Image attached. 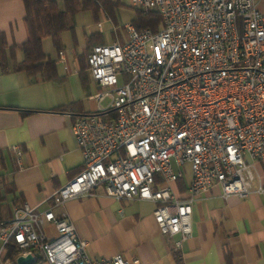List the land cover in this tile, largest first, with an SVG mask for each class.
<instances>
[{"label": "built area", "instance_id": "built-area-1", "mask_svg": "<svg viewBox=\"0 0 264 264\" xmlns=\"http://www.w3.org/2000/svg\"><path fill=\"white\" fill-rule=\"evenodd\" d=\"M260 1L129 0L133 9L156 11L158 28L125 23L122 43L91 48L97 108L70 125L82 169L43 201L45 208L21 203L0 221V264L27 255L33 264H140L120 254L90 257L74 223L55 214L99 186L115 200L154 203V221L162 235L176 237L175 249L191 237L192 206L202 193L214 185L223 198L253 191L252 162L264 159ZM11 150L21 167L18 147ZM185 165L190 180L179 197L172 185ZM49 225L54 236L44 230Z\"/></svg>", "mask_w": 264, "mask_h": 264}, {"label": "crops", "instance_id": "crops-1", "mask_svg": "<svg viewBox=\"0 0 264 264\" xmlns=\"http://www.w3.org/2000/svg\"><path fill=\"white\" fill-rule=\"evenodd\" d=\"M55 1L62 10L64 0ZM113 1L119 3L114 20L102 9L95 14L80 10L71 28L60 33L58 49L50 37L42 38L44 61L54 62L55 79H40V70L34 82L22 71H0V221L10 219L21 203L45 208L48 202L43 201L82 169L70 125L75 116L97 108L90 96L99 90L86 56L94 45L122 43L123 25L136 19L133 9L128 22L120 23V6L129 0ZM23 17L22 0H0V33L8 45L28 39ZM13 57L20 62L22 51L16 48ZM13 146L19 149L21 167ZM252 173L253 191L245 197L223 198L216 185L199 196L192 206L191 237L177 249L176 237L162 235L155 223L154 203L115 200L101 186L90 196L65 202L55 214L74 223L94 259L120 254L140 264H264V159L252 162ZM189 180L185 165L183 176L172 185L179 197L185 195ZM44 230L55 235L52 225Z\"/></svg>", "mask_w": 264, "mask_h": 264}, {"label": "trees", "instance_id": "trees-1", "mask_svg": "<svg viewBox=\"0 0 264 264\" xmlns=\"http://www.w3.org/2000/svg\"><path fill=\"white\" fill-rule=\"evenodd\" d=\"M22 1L23 20L27 25L29 36L21 44L8 45L4 34L0 33V71H22L31 82L37 80L38 70H40V79L56 78L54 62L44 61L41 49L42 38L50 37L54 47L58 49L60 47L59 35L62 31L71 28V20L76 12L91 10L95 14L97 10L102 9L109 18L114 20L116 9L119 6V3L113 0H64L63 9L60 10L55 0ZM160 20V15L156 11L143 13L137 10L136 19L131 24L136 29L150 28L155 31ZM16 48L23 53V59L20 62H16L13 57ZM87 56L86 66L88 67ZM8 248V254L12 257L16 253L14 244L10 243Z\"/></svg>", "mask_w": 264, "mask_h": 264}, {"label": "rangeland", "instance_id": "rangeland-1", "mask_svg": "<svg viewBox=\"0 0 264 264\" xmlns=\"http://www.w3.org/2000/svg\"><path fill=\"white\" fill-rule=\"evenodd\" d=\"M262 1H261L262 2L261 7L263 8L262 5L264 3V0H262ZM120 7L123 9V11L120 12V23L128 22L129 18L131 17V12L133 11V8H131L130 5L127 4L126 1L124 4H121ZM107 101H108V99H104L100 104L102 106H104L107 103ZM42 264H44V263H42Z\"/></svg>", "mask_w": 264, "mask_h": 264}, {"label": "water", "instance_id": "water-1", "mask_svg": "<svg viewBox=\"0 0 264 264\" xmlns=\"http://www.w3.org/2000/svg\"><path fill=\"white\" fill-rule=\"evenodd\" d=\"M16 263L17 264H33V258L31 255H27L25 257L23 256H18L16 258Z\"/></svg>", "mask_w": 264, "mask_h": 264}]
</instances>
